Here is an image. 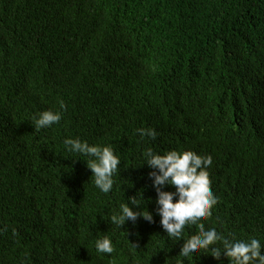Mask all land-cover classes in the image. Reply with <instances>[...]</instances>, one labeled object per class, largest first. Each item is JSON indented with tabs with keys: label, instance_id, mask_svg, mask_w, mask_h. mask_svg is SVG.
I'll use <instances>...</instances> for the list:
<instances>
[{
	"label": "trees",
	"instance_id": "1",
	"mask_svg": "<svg viewBox=\"0 0 264 264\" xmlns=\"http://www.w3.org/2000/svg\"><path fill=\"white\" fill-rule=\"evenodd\" d=\"M48 109L61 121L36 131ZM67 137L115 150L109 193ZM147 147L210 155L205 227L264 244V0H0V264H229L178 257ZM139 192L155 223L112 224ZM104 235L111 254L96 251Z\"/></svg>",
	"mask_w": 264,
	"mask_h": 264
},
{
	"label": "clouds",
	"instance_id": "2",
	"mask_svg": "<svg viewBox=\"0 0 264 264\" xmlns=\"http://www.w3.org/2000/svg\"><path fill=\"white\" fill-rule=\"evenodd\" d=\"M60 104L61 108L66 107L63 101ZM61 119L62 112L51 109L38 112L32 117L36 131L58 124ZM136 131L141 137L152 139L158 134L152 127L138 128ZM63 143L69 153L87 161L95 186L103 193H109L115 183L114 174L121 163L115 150L110 145L92 144L79 137H67ZM143 158L144 163L153 169L149 176L157 192L156 213L160 216L159 223L171 241H184L178 257L192 258L203 250V253H210L217 260L226 255L229 264H264V244L260 239L255 236L249 240L230 238L234 234L226 236L215 227L206 228L203 223L207 217L212 216V208L218 199L212 191L209 178L208 169L213 164L210 155L176 149L160 153L147 147ZM166 185L175 186V191L164 190ZM143 200V192H139L128 197V202L120 203L118 211H114L110 217L112 224L121 228L129 220L135 223L140 217L155 223L153 213L146 207H140L144 205ZM133 206L137 207L134 209ZM186 225L198 227L196 234L184 239ZM95 248L98 253L104 254L115 251L108 235L98 238ZM177 264H184V260L178 259Z\"/></svg>",
	"mask_w": 264,
	"mask_h": 264
}]
</instances>
